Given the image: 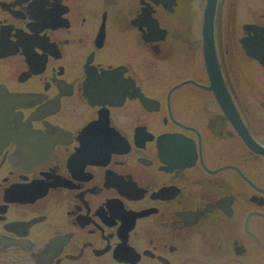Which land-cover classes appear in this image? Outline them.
Here are the masks:
<instances>
[{
	"label": "flooded vegetation",
	"instance_id": "obj_1",
	"mask_svg": "<svg viewBox=\"0 0 264 264\" xmlns=\"http://www.w3.org/2000/svg\"><path fill=\"white\" fill-rule=\"evenodd\" d=\"M0 264H264V0H0Z\"/></svg>",
	"mask_w": 264,
	"mask_h": 264
},
{
	"label": "water",
	"instance_id": "obj_2",
	"mask_svg": "<svg viewBox=\"0 0 264 264\" xmlns=\"http://www.w3.org/2000/svg\"><path fill=\"white\" fill-rule=\"evenodd\" d=\"M146 101H149V100L146 98Z\"/></svg>",
	"mask_w": 264,
	"mask_h": 264
}]
</instances>
